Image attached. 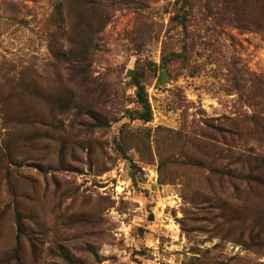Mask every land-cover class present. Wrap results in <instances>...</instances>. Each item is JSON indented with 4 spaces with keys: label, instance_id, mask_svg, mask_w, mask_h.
I'll list each match as a JSON object with an SVG mask.
<instances>
[{
    "label": "rangeland",
    "instance_id": "rangeland-1",
    "mask_svg": "<svg viewBox=\"0 0 264 264\" xmlns=\"http://www.w3.org/2000/svg\"><path fill=\"white\" fill-rule=\"evenodd\" d=\"M176 1L103 0L97 49L65 71L47 41L57 0H0V264H264V185L247 179L264 174V124L232 80L264 79L263 37L197 5L199 46L158 80L163 42L182 40ZM100 18L72 0L67 47ZM135 71L149 123L131 118Z\"/></svg>",
    "mask_w": 264,
    "mask_h": 264
},
{
    "label": "trees",
    "instance_id": "trees-1",
    "mask_svg": "<svg viewBox=\"0 0 264 264\" xmlns=\"http://www.w3.org/2000/svg\"><path fill=\"white\" fill-rule=\"evenodd\" d=\"M25 1L38 3L40 0ZM76 1L81 2V0ZM82 2L88 7L95 9L96 12L100 11L101 18L99 24L92 26L89 34L81 39V47L78 52L75 53L67 47L70 42V36L68 33H65V27L63 25L64 9L72 6V0H57L55 17H58L56 19L59 22L55 30L47 32L49 53L54 60L62 58L65 63H68L64 67L65 71H71L80 67L76 65L84 64L85 57H88L90 52H93L95 48L97 49V36L103 33V29L110 18L107 10L108 5L103 0H82ZM175 5L178 10L177 12L175 11L176 14L172 18V21L178 22L182 40L178 42V46L174 45L173 41L170 40L163 42L161 64L160 66H155L158 80H162L164 76L168 75L170 68H174L178 64H182L185 67V64L190 62L193 52L199 46L197 41L200 35L197 36L194 29H192L194 25L192 14L194 7L197 5L200 7V11H202L200 14L204 17L203 21L208 22V19L213 16L214 20H224L228 25L233 26L241 33H256L262 35L264 40V0H177ZM25 10H27L26 7ZM231 71L232 73L235 72L233 70ZM61 72L62 70L60 68H53L51 75L56 78ZM246 74L248 77L244 79L243 76L241 78L235 72L232 80L235 82V86L237 85L240 88V91H247V95L244 96L246 102L255 104V115L250 117L249 121L252 122L253 126H258L264 124V79H258L249 70H247ZM145 81V73L139 74L136 71L133 73L132 84L136 88L137 104L140 109L132 112L131 118L149 123L153 119V113L148 99ZM256 108L258 111H256ZM257 135L259 143L264 147V127ZM225 137L227 138L228 136ZM239 137H242L240 130L230 132L229 138L231 140ZM254 170L262 172V164H260V167H255ZM247 179L264 185V174L253 176V173H251ZM18 223L20 224V219ZM20 228L22 229L21 226Z\"/></svg>",
    "mask_w": 264,
    "mask_h": 264
}]
</instances>
